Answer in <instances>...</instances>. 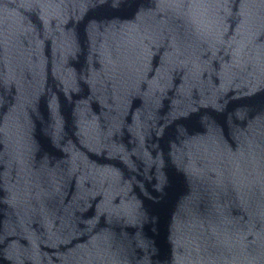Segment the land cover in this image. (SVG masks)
I'll list each match as a JSON object with an SVG mask.
<instances>
[{
    "label": "water",
    "instance_id": "water-1",
    "mask_svg": "<svg viewBox=\"0 0 264 264\" xmlns=\"http://www.w3.org/2000/svg\"><path fill=\"white\" fill-rule=\"evenodd\" d=\"M0 264H264V0H0Z\"/></svg>",
    "mask_w": 264,
    "mask_h": 264
}]
</instances>
